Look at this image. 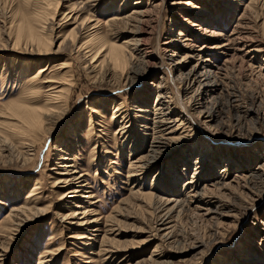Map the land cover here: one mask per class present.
Listing matches in <instances>:
<instances>
[{"label":"rangeland","instance_id":"obj_1","mask_svg":"<svg viewBox=\"0 0 264 264\" xmlns=\"http://www.w3.org/2000/svg\"><path fill=\"white\" fill-rule=\"evenodd\" d=\"M86 30L126 62L78 53ZM48 79L67 104L32 150L0 130V264H264V0H0V113L44 107ZM164 104L192 123L151 158Z\"/></svg>","mask_w":264,"mask_h":264},{"label":"bare ground","instance_id":"obj_2","mask_svg":"<svg viewBox=\"0 0 264 264\" xmlns=\"http://www.w3.org/2000/svg\"><path fill=\"white\" fill-rule=\"evenodd\" d=\"M90 6H93V5L90 4ZM74 7H75V5H74ZM84 8L86 9V7H83V9ZM65 15H68V14L65 13ZM94 21H95V19L88 17L87 20L86 21L84 20L81 24L82 25L88 24L86 28L93 26V29H94L97 27L96 24L92 23ZM116 21L128 23L127 22L128 17L126 16L124 18L117 19ZM37 26L36 25L33 26V24H30V26H29V29H30L29 36H31L32 40H34L38 43L36 45V50H35V48H34V50L32 49L31 53H33V52L43 53L44 52L45 54H49L52 52L51 49L48 48L49 44H50L49 40H51L50 35L49 34L48 35L39 34L38 30L43 29L45 27L43 25H40V26H38L39 27L38 28ZM37 28H38V30H37ZM87 31L88 30H86L85 31L86 33H84V34H86V36L84 35L85 37L83 36L84 38H82V35L80 34L81 39H78V41L73 42V44L75 45L74 49H76L78 53H80V54L82 53L83 56L91 55L92 63H97L96 65H99V66H105V62H107V65H112L115 67V66L122 65L126 62V59H125L126 55H125V52L121 46H117L115 44H112L108 40H101V42L99 41V43L96 44V40L98 38L97 37L98 35L95 32L93 33V32H87ZM85 38H87V39H85ZM233 45H235V47L238 48L240 45V40L235 38L233 40ZM26 53H27V51H26ZM71 65H72V59H69V58H67L66 60H64V62L61 63V67L63 69L66 67H69ZM198 75H199V73H198L197 69H193L192 71H190L187 74V76L185 78L190 80L191 82L193 81V83H194V81H196V80H193V79L197 78ZM211 75L212 74H205L206 85H207V83H211L213 81L212 80L213 77ZM45 82L50 83L49 85L51 88L48 91L44 107L31 105L29 100H32V98H34L35 96L38 95L37 94L38 92L34 91L31 94V96L27 97L25 102L18 103L12 109H10L9 107H8L9 109H7V108L3 109L4 111H1V113H0V116L3 115L4 117H7V119H5V121L3 123L0 122L1 123L0 130L3 131L6 135H8V136H6V139H11L12 141H14L12 146L6 147L11 152H14L16 149L17 150L19 149L21 151V153H27L29 150H32L30 148L34 144L33 132H35L36 129L39 128V126L41 125L42 120L44 119L43 115L44 114L54 115L55 113L62 111L65 108V105L67 104V98H68L67 94L69 92V88H64V87L62 88L63 84H67L66 81H65V83H63L60 80H56V79L49 80L48 79ZM205 83L200 82V84H202V85H204ZM205 87H207V86H205ZM196 93L197 94H199V93L200 94H206L207 91L206 90H204V91L198 90V91H196ZM159 96H160V98H164V95L162 93H159ZM167 97H170V96H167ZM179 98H180V96H179ZM188 108L185 107L184 109L186 111H189ZM158 110H161V111H158V113H157V114H159L158 115L159 120L155 121V126L153 129L154 130L156 128L158 129L154 133H157V132L159 133V135L156 137L158 139H156V141H155V142H158L157 144H159V145H155L156 147H155V149L152 150L153 154H151V156H150L151 158H157L159 153L161 154V152H162L161 150L163 149V147L165 148L171 140H173V141L175 140L174 135L167 136L166 134H168V133L165 132V130L170 129L169 132L172 133V132H176V130L178 129V126L176 128H173L174 126H167L170 124V122H175V121L179 122L180 121V124H183V122H181V121H186L184 126H183L184 128H186V124L192 123L191 118L189 116H186L185 113H183V112H181L182 113L180 115L181 119L179 121L177 118H175L174 121L171 120V118L174 116L171 115L170 112H175V109L173 110L169 104H164L163 108L162 109L158 108ZM139 111L142 112L144 110L139 109ZM92 112H93L92 114L98 113V109L94 108V110ZM4 113H5V115H4ZM207 113L209 114V117L212 118L213 110L208 111ZM163 127H165V128L163 129ZM4 145H6V144H4ZM65 152H67V151H65ZM65 154L68 155L67 153H65ZM143 158L144 157H141L140 160H144ZM62 159L68 160L69 157L64 156V157H62ZM144 163H142V165L137 164L135 167L136 168L139 167L141 169V167H143ZM139 164H140V162H139ZM139 168H138V170H139ZM136 170L137 169H134L133 171H136ZM74 172H76V171H74ZM135 174L136 173H133L132 175H135ZM223 182H225V181H223ZM38 184H40V181H38ZM71 192H78V190L76 189V190L71 191ZM86 192H88V191H86ZM86 197H90V195H87ZM87 211L88 210L85 209L84 213L87 214ZM24 212H23V214H25ZM17 216L18 217L16 220L17 221L21 220V218H20L21 213L18 214ZM80 238H85V236H81ZM154 250H156V249H154Z\"/></svg>","mask_w":264,"mask_h":264}]
</instances>
